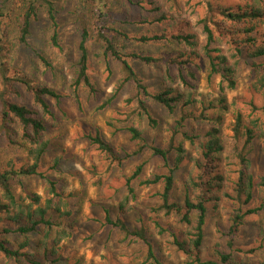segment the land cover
<instances>
[{"label": "trees", "instance_id": "obj_1", "mask_svg": "<svg viewBox=\"0 0 264 264\" xmlns=\"http://www.w3.org/2000/svg\"><path fill=\"white\" fill-rule=\"evenodd\" d=\"M202 5H204L202 12L196 16V25L203 37L201 41H198L197 34L188 29L171 33L165 32L164 29L151 35L130 37L111 24L104 9L99 7L91 14L93 37L102 48V55L107 63L106 70L111 72L108 61L112 60L121 73L110 96L99 105V108L111 105L126 88L130 90V95L123 100L127 110L118 112L123 118L115 119L123 125L120 129L129 135L133 148L123 154L119 153L97 129L87 134L86 138L110 166L121 164L145 152H150L152 156L160 159L164 171L149 178H142L139 185L148 187L159 184L160 189L154 193L157 201L153 211L178 219L179 230L174 227H163L158 220H151L153 226L149 227L143 225L140 219L139 226L132 229L126 226L121 215L137 205V193L132 181L140 177L142 164H138L126 178V193L118 202L121 215L112 220L106 211L105 220L118 228L125 238L144 245L146 264H162L157 245L149 237L154 231L164 236L166 241L182 254L183 264L229 263L232 261L233 251H242L241 248L235 247L234 240L245 218L260 211L264 212V174L253 176L249 171L251 162L248 157L255 140H259L264 148V105L258 108L251 104L252 114L247 118L239 110L232 114L230 130L232 141L235 143L234 158L238 167L232 192L227 191L230 178L224 175L221 169V155L225 147L219 127L220 116L208 113V110L213 108L210 104L201 106L197 113L185 109L197 102L193 97L192 87L202 64L205 65L209 79L214 76L220 78V90L223 91L236 87L239 63L244 60L250 68V89L264 97V0H248L242 5H225L216 0H203ZM40 7L44 8L55 29L57 17L52 0H0V138L3 135L9 145H25L31 161L20 166L8 162L0 169V255L12 260V264L55 263L59 259L58 245L72 233V227L66 221L71 216L68 202L64 200L57 181L44 176L40 170L43 155L49 146L46 128L47 119L52 116V112L48 98L58 100L61 94L47 86L36 87L24 74L9 67L10 47L2 34L5 18L17 11V17H20L18 41L25 43L31 23L37 19ZM164 18L165 15L161 14L153 21ZM81 20L77 46L79 56L73 87L77 91L82 86L88 95L95 96L99 90L89 71L86 46L89 27L86 18ZM56 35L54 30L51 36L53 40ZM119 38L137 43L163 40L175 48L156 56L134 51L124 53L117 46ZM178 46L185 49L182 50ZM129 59L159 67L163 71L161 87L150 89ZM173 70H176L175 73ZM16 84H21L33 95V101L39 111L11 100V96L18 92ZM149 102L165 108L170 114L180 106L178 117L168 127L165 146L147 140L146 126L137 120L142 118L150 128L158 126V120L152 114ZM219 105L223 110H227L225 96L219 100ZM189 121L210 123L211 126L203 136H200L187 129ZM240 142L242 143L239 146ZM186 143L195 148L196 156L189 154ZM185 162L190 163V167L186 170L182 184L183 196L178 199L174 192L176 172ZM92 173L95 175L96 170ZM22 176H39L46 179V198L43 203L37 193L28 195L30 200L26 204L21 197L15 195V185L21 183L19 178ZM223 197L234 201L237 207L229 215L227 231L222 235L224 242L215 245L213 256L216 259L214 257L204 259L202 247L208 205L216 206ZM56 214L58 219L53 218ZM35 233L42 236L35 243L37 251L31 252L28 250L32 244L30 236ZM10 236L21 237L16 247L11 243Z\"/></svg>", "mask_w": 264, "mask_h": 264}, {"label": "rangeland", "instance_id": "obj_2", "mask_svg": "<svg viewBox=\"0 0 264 264\" xmlns=\"http://www.w3.org/2000/svg\"><path fill=\"white\" fill-rule=\"evenodd\" d=\"M56 8L57 27L54 29L47 18L43 7L39 8L38 17L31 23L30 32L25 43L18 41L20 17L17 11L4 20L3 36L10 47L9 67L29 78L36 87L47 86L61 94L56 100L48 98L52 116L47 119L46 137L49 146L42 158L41 171L44 176L57 181V186L68 202L71 216L66 220L72 227V233L62 239L58 245V261L53 264H146L145 248L141 242L125 238L120 230L105 220V212L115 220L120 216L118 210L119 199L126 193V178H128L138 164H142V171L138 180L132 184L137 193V205L121 215L126 226L132 229L139 226V219L143 225L153 226L151 220H158L163 227H174L179 230L178 219L174 216H163L153 211L156 206L154 193L160 185L141 186L142 178L152 177L153 174L164 171L162 162L157 157L145 152L136 158H130L121 164L108 165L95 146L86 135L97 129L121 154L130 151L133 146L129 135L122 131V124L115 118H123L118 112L127 110L124 98L130 95L126 88L111 105L101 109L99 105L110 96L113 86L121 76L119 67L109 60L111 72L106 70V61L102 55V48L94 40L92 12L102 8L107 12L111 24L120 31L131 36L141 34L151 35L165 32H177L188 29L202 35L196 25V16L202 12L203 0H52ZM225 5H242L248 0H216ZM161 14L165 15L160 21H153ZM82 18H86L89 38L87 41L89 71L98 88L95 96L88 95L84 87L77 91L73 87L76 76V63L79 56L78 43ZM54 30L56 38L52 39ZM118 48L128 53L143 52L149 55L167 53L171 43L156 41L137 43L133 40L119 38ZM184 50L182 46H178ZM132 61L139 73L143 76L150 89L161 87V72L159 67L145 65ZM205 65L197 71L193 82L192 92L196 103L185 107L196 113L201 106L212 105L208 113L220 116L221 138L225 149L222 152L221 169L230 179L227 191L232 192L233 182L236 178L235 143L231 138L232 114L235 110L242 112L244 117L251 115V104L258 108L264 105V97L254 93L249 87L250 68L241 60L236 87L220 90V78H208ZM176 70H173L175 73ZM18 92L11 96V100L29 106L39 111L33 101V95L21 84H16ZM225 96L228 104L227 110L219 106V100ZM149 108L158 120L156 128H150L142 118H137L141 125L146 126V138L162 146L166 145L168 127L178 117L180 106L173 114L168 113L154 103L149 102ZM259 112V111H257ZM113 124V125H111ZM210 123L189 121L187 129L203 136ZM119 129V130H117ZM242 142L238 145L240 146ZM190 155L196 156V150L186 143ZM249 171L253 176L264 174V148L259 140L254 141L249 150ZM8 162L15 166L27 165L31 161L24 146L9 145L7 140L0 138V169ZM185 166V167H183ZM183 168L177 170L175 181V195L178 199L183 196L182 184L186 170L190 163H184ZM96 170V174L92 173ZM100 177V179L98 178ZM21 183L14 188L15 195L21 197L24 204L29 202L28 195L37 193L41 196V203L46 198L47 182L39 176L20 177ZM237 204L228 198H221L214 206L208 205V217L205 225V238L202 247L204 259L213 258V250L217 243H223L222 235L226 233L230 213ZM58 219V215H53ZM41 229V228H40ZM225 231V232H224ZM42 234L31 235V252L37 251L35 243ZM52 236V235H51ZM158 249V256L162 264H183V256L174 246L170 245L164 236L156 231L150 234ZM14 247L21 241L19 236H10ZM235 247L242 251H233L231 262L226 264H264V212L247 216L235 240ZM260 246V247H259ZM254 250V251H250ZM40 258V257H38ZM215 258V257H214ZM41 259V258H40ZM216 259V258H215ZM145 262V263H144ZM13 261L0 255V264H12ZM217 264H222L217 263Z\"/></svg>", "mask_w": 264, "mask_h": 264}]
</instances>
